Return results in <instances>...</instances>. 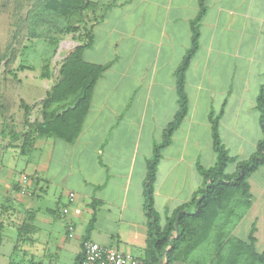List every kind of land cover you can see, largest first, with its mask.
<instances>
[{
	"label": "crops",
	"instance_id": "obj_1",
	"mask_svg": "<svg viewBox=\"0 0 264 264\" xmlns=\"http://www.w3.org/2000/svg\"><path fill=\"white\" fill-rule=\"evenodd\" d=\"M90 2L85 17L90 40L82 59L103 70L74 141L34 137L18 154L23 166L17 177L16 165L2 163L6 205L22 214L26 227L21 242L16 230L1 233L0 247L10 243L19 259L0 253V264H75L84 237L145 259L146 161L178 109L175 72L190 47L201 3L198 47L184 74L187 113L156 166L159 223L203 186L197 166L215 164L210 115L218 116L221 143L238 159L248 158L262 136L255 101L264 76V0ZM76 38L75 46L84 40L83 34ZM234 170V163L227 165V172ZM248 185L249 205L230 235L248 240L252 232L254 248L262 251L264 165L249 175ZM197 243L172 264H211L214 246Z\"/></svg>",
	"mask_w": 264,
	"mask_h": 264
},
{
	"label": "trees",
	"instance_id": "obj_2",
	"mask_svg": "<svg viewBox=\"0 0 264 264\" xmlns=\"http://www.w3.org/2000/svg\"><path fill=\"white\" fill-rule=\"evenodd\" d=\"M90 7V0H0V14H9L12 30L9 42L4 51L0 52L2 73L17 77L12 65L24 40L41 39L55 47L61 37L68 33H80L82 30L84 36V40L61 60L55 82L39 101L40 119L33 122L26 120L23 131L9 130V139L20 141V153L27 150L34 137L72 142L80 133L93 86L104 67L86 63L82 59V51L90 40V28L85 23L86 12ZM203 13L201 3L200 11L192 22L190 47L175 72L178 109L163 129L160 142L153 145L151 156L146 161L142 196L147 217V248L145 259L140 261L142 264H172L178 259L183 260L189 253L187 248L193 251L200 240H206L214 246L211 250V264H264V250L257 251L254 248L252 232L248 240L230 235V228L242 218L250 202L248 177L264 165V76L255 101L262 133L255 151L246 159L229 155L218 136V116L210 115L212 148L216 161L207 168L197 166L203 186L193 194L189 203L177 207L166 218L164 225L159 223L154 208L153 189L161 151L171 142L173 132L187 113L184 74L198 47V21ZM23 63L21 61L16 69H34L33 65ZM50 71L46 65L40 76L49 78ZM21 106L26 114L32 109L23 101ZM7 110V106L0 105L2 123L6 122ZM230 163L235 164L233 172L226 171ZM189 206H192V211L188 210ZM25 227L23 222L16 226L18 242L22 240ZM85 240L89 239H82L81 253L75 264H83L82 243Z\"/></svg>",
	"mask_w": 264,
	"mask_h": 264
},
{
	"label": "rangeland",
	"instance_id": "obj_3",
	"mask_svg": "<svg viewBox=\"0 0 264 264\" xmlns=\"http://www.w3.org/2000/svg\"><path fill=\"white\" fill-rule=\"evenodd\" d=\"M9 22L10 17L8 13L0 14V52L4 51L10 39L12 30L10 29ZM81 34H83L82 30L79 34L68 33L61 37V40L55 47L41 39L24 40L22 47L19 49V55L12 65V70L17 76L15 78L2 73L3 67L2 63H0V105L7 106L8 109L5 123H2L0 117V168L2 167V163L16 165L14 167V177H17L22 170L23 157L18 155L20 153L18 149L20 141H11L8 132L12 129L16 132L23 131L26 128V120L33 122L40 119L39 99L45 95L47 89L55 82L61 60L67 56L66 51L70 47L75 46L76 37ZM21 61L24 62L23 64L33 65L34 69H16ZM46 65L51 70L49 78L40 76ZM21 101L32 106L28 114L25 113L24 108L21 106ZM23 175L26 176L25 174ZM26 178L28 179L27 176ZM2 185H0V236L1 233H10L9 231L16 230V226L21 222L23 217L22 214H17L16 216L14 212H11L12 208L6 205L7 184ZM24 191L25 193L28 192L26 186ZM11 247L10 243H3L0 247V253H8L12 256L13 261H17L19 255L13 253ZM3 258L0 261H3Z\"/></svg>",
	"mask_w": 264,
	"mask_h": 264
},
{
	"label": "built area",
	"instance_id": "obj_4",
	"mask_svg": "<svg viewBox=\"0 0 264 264\" xmlns=\"http://www.w3.org/2000/svg\"><path fill=\"white\" fill-rule=\"evenodd\" d=\"M21 179L22 183L27 180L24 175ZM22 191H24V185L22 186ZM72 197V194H70L69 198L72 199ZM61 212L67 214L69 210L67 207H63ZM69 229L72 230V224L69 225ZM82 252L83 264H142L132 254L124 253L111 247L100 246L91 240H85L82 243Z\"/></svg>",
	"mask_w": 264,
	"mask_h": 264
}]
</instances>
